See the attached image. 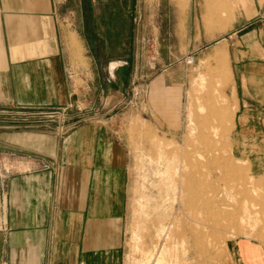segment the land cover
I'll return each mask as SVG.
<instances>
[{
	"label": "rangeland",
	"instance_id": "rangeland-1",
	"mask_svg": "<svg viewBox=\"0 0 264 264\" xmlns=\"http://www.w3.org/2000/svg\"><path fill=\"white\" fill-rule=\"evenodd\" d=\"M228 1L83 0L78 11L89 49L72 36L74 96L87 74L95 78L88 59L98 63L103 78L108 64H116L119 82L128 78L120 86L126 99L135 86L130 82L145 84L162 74L168 85L177 79L182 88L178 107L166 115L156 101L158 115L150 119L125 108L123 99L115 113L113 125L128 158L122 264H154L158 256L162 264H264V169L252 173L248 158L264 168V110L246 143L249 150L233 145L240 121L233 60L239 55L264 68V0ZM228 11L226 21L212 17ZM68 16L64 24L70 26ZM216 52L224 56L221 65ZM72 105L83 108L86 102ZM183 174L195 178L193 211L185 204L186 191L178 189ZM191 212L200 234L196 249L187 228L182 237L169 235L181 222L190 224Z\"/></svg>",
	"mask_w": 264,
	"mask_h": 264
},
{
	"label": "crops",
	"instance_id": "crops-1",
	"mask_svg": "<svg viewBox=\"0 0 264 264\" xmlns=\"http://www.w3.org/2000/svg\"><path fill=\"white\" fill-rule=\"evenodd\" d=\"M82 6L83 0H0V264H122L128 158L115 113L122 99L150 119L158 115L154 101L165 115L178 107L177 79L168 85L162 74L130 82L135 86L126 99L121 87L128 78L119 82L116 64H108L103 78L88 58L95 78L86 73L74 96L72 36L89 49ZM233 61L240 119L233 145L248 151L264 110V68L239 55ZM76 99L87 109L64 136L27 116ZM248 158L252 173L262 175L261 162Z\"/></svg>",
	"mask_w": 264,
	"mask_h": 264
},
{
	"label": "bare ground",
	"instance_id": "bare-ground-1",
	"mask_svg": "<svg viewBox=\"0 0 264 264\" xmlns=\"http://www.w3.org/2000/svg\"><path fill=\"white\" fill-rule=\"evenodd\" d=\"M173 1H177V0H173ZM184 1V0H183ZM210 1V0H209ZM213 1V3H216V0H211V2ZM219 1V5H225V2H227V3H229V1L228 0H218ZM214 5H216V4H214ZM224 13V12H223ZM225 15V14H224ZM211 16H212V14H211ZM213 19H215L216 20V22L217 21H222V20H224L225 19V21H226V19L228 20V17H230V12L228 11V13H226V15L225 16H222L221 17V15H217L216 13H213ZM211 24H213V22L211 23ZM214 26V25H213ZM214 61L217 63V64H219V65H221V63L223 64V61H224V56L220 53V52H216V54H215V57H214ZM111 68L113 67V66H110ZM213 129V128H212ZM219 136V135H218ZM193 160V159H192ZM205 163H206V161H205ZM199 164V163H198ZM197 164V165H198ZM199 166V165H198ZM197 166V167H198ZM180 168V167H179ZM177 169H178V166H177ZM174 174V173H173ZM176 176V175H175ZM175 176H173V177H175ZM171 177V176H170ZM177 177V176H176ZM181 179H184L183 180V182H182V180ZM172 181H174V180H171V182ZM170 182V183H171ZM172 184V183H171ZM194 184H195V178L192 176V175H190V174H188V175H182L181 177H180V182H179V185H178V189H179V191H186V193H187V195H188V197H187V200H186V206L191 210V211H193L194 210V206H195V195H194V188H195V186H194ZM255 186V185H254ZM197 200V199H196ZM197 204V203H196ZM238 209V208H237ZM236 209V210H237ZM195 212V211H194ZM214 214V213H213ZM190 216H191V219H190V224H188L187 225V227L184 225V222H181L180 223V225H179V229H177V233H175V231L173 232V231H171V233L169 234L170 236H176V235H181V237H182V234L185 232L184 230L186 229V231H187V236H188V238H189V241H190V243L192 244L191 245V249H196L195 248V245L198 243H196V238H197V235H198V233H197V226H196V223H197V221H196V217H195V214L194 213H192L191 212V214H190ZM257 216V215H256ZM230 218H231V216H230ZM228 219V218H227ZM200 232V231H199ZM200 235V234H199ZM198 235V236H199ZM169 237V236H168ZM199 238V237H198ZM201 238V237H200ZM164 240H165V238H164ZM200 241V240H199ZM164 242V241H163ZM198 246L200 245V244H197ZM199 248H200V246H199ZM163 250V249H162ZM191 252H189V255L190 256H192V253H193V251L192 250H190ZM164 252V251H163ZM163 254V253H162ZM150 255V254H149ZM159 255V254H158ZM153 256V255H152ZM150 258V257H149ZM150 262L151 261H149V264H150ZM154 264H162V258L160 257V256H158V257H156V259H155V261H154Z\"/></svg>",
	"mask_w": 264,
	"mask_h": 264
},
{
	"label": "built area",
	"instance_id": "built-area-1",
	"mask_svg": "<svg viewBox=\"0 0 264 264\" xmlns=\"http://www.w3.org/2000/svg\"><path fill=\"white\" fill-rule=\"evenodd\" d=\"M86 107H73L72 104L53 109H35L27 112V116L35 124H53V132L58 136H64L72 130L80 115L86 111Z\"/></svg>",
	"mask_w": 264,
	"mask_h": 264
}]
</instances>
